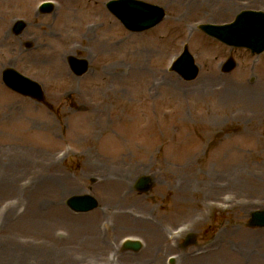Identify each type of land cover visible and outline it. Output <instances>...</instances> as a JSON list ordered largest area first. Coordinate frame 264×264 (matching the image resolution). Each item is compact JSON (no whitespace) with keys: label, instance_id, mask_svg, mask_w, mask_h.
<instances>
[{"label":"rangeland","instance_id":"obj_1","mask_svg":"<svg viewBox=\"0 0 264 264\" xmlns=\"http://www.w3.org/2000/svg\"><path fill=\"white\" fill-rule=\"evenodd\" d=\"M43 1L16 0L9 36L40 41L43 29L62 37L71 28L74 48L63 63L74 86L17 64L0 68V264H170V255H176L174 264H212L222 241L240 249L245 238L264 256V228L247 224L250 213L264 207V99L240 105L228 91L202 89L245 83L264 92V52L229 47L199 29L202 23L231 21L245 9L264 11V0H239L234 11L185 23L174 20L180 17L165 2L143 0L167 13L143 32L127 30L107 8L109 0H51L54 9L46 14L38 9ZM71 6L104 11L117 24L114 58L124 64L123 76L131 73L138 51L148 53L146 68L157 85L154 102L145 92L133 94V105L122 108L126 116L107 131L90 130L87 112L79 108V95L96 86L103 72L111 74L108 63L114 58L100 54L96 44L106 20L99 22L101 32L85 35L65 23L63 9ZM19 19L27 27L15 34ZM184 45L200 66L190 81L169 70ZM70 56L87 59V73L76 75ZM230 56L237 66L224 73L222 63ZM8 67L42 84L46 103L10 90L2 80ZM48 118L54 128L45 124ZM41 162L44 169L37 167ZM187 163L197 175L183 170ZM145 174L154 185L141 193L134 186ZM115 177L125 179L124 190H112ZM74 194H92L100 207L75 213L65 203ZM191 233L197 242L183 248ZM128 236L141 238L144 247L123 250ZM204 255L208 260L198 259ZM243 264L254 263L247 258Z\"/></svg>","mask_w":264,"mask_h":264},{"label":"bare ground","instance_id":"obj_2","mask_svg":"<svg viewBox=\"0 0 264 264\" xmlns=\"http://www.w3.org/2000/svg\"><path fill=\"white\" fill-rule=\"evenodd\" d=\"M158 1L165 2L167 8L171 11V15H178L180 17L174 19L178 20L179 23H185L188 19L200 18L206 20L216 15L234 11L239 2V0ZM68 2L73 3L74 1L69 0ZM15 3L16 0H0V68L8 64H17L30 70L34 69L38 71V74H44L49 78L67 79L70 82V88H72L74 86V80L67 73L63 61L64 56L70 54L71 50L74 48V31L70 28L68 31L63 32L64 35L62 37H53L43 29V27L46 26L43 24V32L40 35V41L28 38L23 41L15 39L9 36L8 33L10 25L9 19L17 11ZM26 13H29L31 18L34 16V13L29 9L26 10ZM63 15L66 25L73 28L78 26V30L84 31L85 35H89L93 31H96V29L98 31L100 28L99 22L105 19V24L101 27L105 35H101V38L96 41V44L99 46L100 54H104L110 60L116 57L119 44L116 43L117 36L114 29L117 24L109 18L106 12L100 11L91 14L80 6H71L63 9ZM87 15H89V17ZM147 55L148 53L145 50L138 51L135 54L131 73L127 76L121 74V72L126 70L125 66H123L124 64L114 58L108 63L111 74L103 72L102 75L100 74L101 79L96 86H93L91 89H88L87 92H82L79 95L81 100L79 108L86 110L87 123L90 130L95 132L101 129L107 131L110 126H115L120 120H123L126 113L123 112L122 108L131 104L133 105L134 101L131 100L133 94L136 95L139 92H145L154 102L153 94L157 85L154 84V81L147 71ZM124 86L129 87L128 94L123 92ZM213 86L214 88L204 87L202 89H204L205 92H211L216 95L223 91H228L229 95H235V97L232 98L240 103V105L258 102L257 98L264 99V92H261L258 88H254L253 86H248L245 83L230 88ZM152 101H149L148 104L152 105ZM11 111V116L17 115V111ZM45 124L54 128V123L51 118H48ZM37 167L44 169L45 163L41 162L37 164ZM191 167L190 163L182 166L183 170L190 171L189 175H197ZM124 183L125 179L123 177H115L111 185L112 190L117 192L124 190ZM185 183L186 185H183L182 191L186 194L190 192V187L187 186V181ZM159 235L160 236H157V238L162 239L163 235ZM241 245H244V247L241 246L239 249V246H237L238 249H235L228 241H222L219 246H216L213 252V259H211L213 260L212 264L216 262L243 264L247 258L254 264L262 261V257L264 256L261 255L253 239L245 238L243 242H241ZM198 259L208 260L206 255ZM205 264H208V262H205Z\"/></svg>","mask_w":264,"mask_h":264},{"label":"water","instance_id":"obj_3","mask_svg":"<svg viewBox=\"0 0 264 264\" xmlns=\"http://www.w3.org/2000/svg\"><path fill=\"white\" fill-rule=\"evenodd\" d=\"M108 8L122 21V23L132 31H143L154 27L165 16V11L158 5H153L140 0H111ZM53 5L46 3L42 6V11L48 13L52 11ZM26 27L24 21H19L14 30L20 33ZM208 34L221 41L238 47H248L253 53L264 51V12L245 10L238 14L233 23L225 25L205 24L201 25ZM70 64L74 72L78 75L84 74L88 70V62L76 57L70 58ZM236 66L233 58H230L224 65V71H231ZM174 70L180 73L186 80L195 79L199 73V68L195 64L193 55L188 47L174 65ZM4 82L13 90L42 101L44 93L41 85L33 81L14 69H6L3 73ZM150 177H141L136 187L141 191H148L151 187ZM68 205L76 212H88L98 206L97 199L89 194L74 195L67 201ZM251 226L264 227V209L256 210L252 213L249 222ZM188 238L185 244L192 242ZM142 247L138 241L128 242L125 248L135 251Z\"/></svg>","mask_w":264,"mask_h":264}]
</instances>
